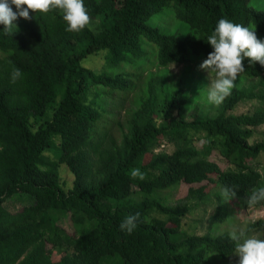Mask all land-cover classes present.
Here are the masks:
<instances>
[{
	"label": "trees",
	"instance_id": "16d2710c",
	"mask_svg": "<svg viewBox=\"0 0 264 264\" xmlns=\"http://www.w3.org/2000/svg\"><path fill=\"white\" fill-rule=\"evenodd\" d=\"M84 5L99 23L97 32L66 31L55 10H29V19L15 21L14 33L0 30V264H214V258L237 257L229 231L215 230L230 221L232 208L264 210V201L247 203L264 186V174L252 166L264 153V139L250 143L255 128L264 125V66L245 59L239 76L256 83L233 87L214 115L191 107L182 81L168 84L159 71L206 59L212 51L207 36L221 18L254 27L264 39V0H84ZM165 8L174 11L185 35L148 25ZM101 51L113 76L84 65ZM151 67L158 73L142 82ZM16 69L21 77L13 82ZM99 87L109 91L103 97L110 100L140 91L119 140L108 132L106 108L96 102ZM246 101L263 107L231 113ZM200 132L208 140L204 151L193 145ZM163 142L174 150L160 151ZM212 147L225 166L208 158ZM62 165L73 176L68 189L61 182ZM134 169L138 175H132ZM182 185L187 192L176 203L161 196ZM221 186L233 187L237 196L225 201ZM17 195L31 203L10 212L4 204ZM212 198L210 232L182 235V218L193 201ZM130 214H137V226L128 233L119 225ZM62 216H69L73 232L58 224ZM245 229L264 231V219Z\"/></svg>",
	"mask_w": 264,
	"mask_h": 264
},
{
	"label": "rangeland",
	"instance_id": "374dc122",
	"mask_svg": "<svg viewBox=\"0 0 264 264\" xmlns=\"http://www.w3.org/2000/svg\"><path fill=\"white\" fill-rule=\"evenodd\" d=\"M12 7L15 11V6L13 5ZM18 19H20V17H18L17 20ZM90 20V28L97 32L99 30L98 21L95 19ZM148 25L167 34L185 35L187 31L185 26L175 18L174 11H172L171 8H165L160 13L153 16L149 20ZM104 52L105 51H101L96 56L85 60L84 65L94 72L105 73L107 75L113 76V69L105 68ZM202 61L203 59L194 57L192 62L187 65L171 66L168 69H163L160 71L156 67H151L148 72L145 71L143 73L142 82L145 81V78H147L148 75H154L158 73V71L167 77L168 84L174 85L181 80L183 85L187 88V99L191 102V107L198 108L201 112H208L210 115H214L217 105H213L207 101V87L210 83L211 76L208 77V74L199 68V65ZM141 83L138 84L139 89L142 85ZM234 83V87H248L251 84H255L256 80H249L239 76ZM139 89L136 90L134 94L130 93L127 96L114 95L110 100L103 97L107 96L105 93L109 91L103 87L98 88L101 96L96 99V102L98 105H102L106 108L108 114L104 116V120L110 124L108 132H110V134L117 140H119L122 134L127 131L129 115L137 108L135 100L136 96H138L140 93ZM93 96L94 88H91L88 94V99L91 100ZM262 107L263 106L257 101H246L238 104V106L234 108L231 113L235 115L251 114ZM97 133L101 134L100 131H97ZM204 138L205 134L200 132L193 140V145L200 151H204L205 146L208 143V140ZM262 139H264V125L255 128L254 135L251 138L250 143L260 141ZM173 150L174 146L168 142H163L162 147L160 148V151H163L164 153H171ZM46 156L50 159H54L52 152L47 153ZM208 158L223 166L226 165V162L218 154V151L215 147L210 149ZM252 166L254 169L264 174V153L260 154L252 162ZM59 172L61 182L64 184L65 189L70 188L72 186L73 176L68 168L65 165H62L59 168ZM186 192L187 187L182 185L180 187L163 192L161 196L165 199V201H167V203L174 204L181 200L185 196ZM30 203L31 199L27 198V196L17 195L8 199L4 206L8 211L16 212L22 209V207L28 206ZM214 209V198H212V200L209 202L193 201L191 210L182 218L181 234L204 235L210 232L209 219L213 215ZM230 214V221L218 226L215 230L216 234L225 231L230 232L233 228H246L249 223L264 219L263 209H248L246 211H238L232 208ZM58 224L69 233L74 231L69 216L60 217ZM249 235H258L264 237V231L254 230ZM237 258L238 256L225 260L214 258V264H234L236 262L235 259Z\"/></svg>",
	"mask_w": 264,
	"mask_h": 264
},
{
	"label": "clouds",
	"instance_id": "9594fccd",
	"mask_svg": "<svg viewBox=\"0 0 264 264\" xmlns=\"http://www.w3.org/2000/svg\"><path fill=\"white\" fill-rule=\"evenodd\" d=\"M29 10L35 14L58 11L68 32H80L86 27H91L84 0H0V30L7 35L14 33L17 30L15 21L18 17L29 19ZM207 43L212 51L200 63L199 68L205 71L208 77L211 76L207 87V101L220 105L231 94L239 74L245 71L242 63L245 59L249 64L259 62L264 66V39L257 38L254 27L221 18L212 33L207 36ZM20 77L19 69L11 73L13 82ZM138 174L139 170L134 169L132 175ZM219 191L225 201L237 196L236 190L231 186H221ZM261 201H264V186L254 190L247 203L252 207ZM136 221L137 214L127 215L119 227L122 231L131 233L137 226ZM228 237L234 243L238 264H264V237L249 235L245 228H233Z\"/></svg>",
	"mask_w": 264,
	"mask_h": 264
}]
</instances>
